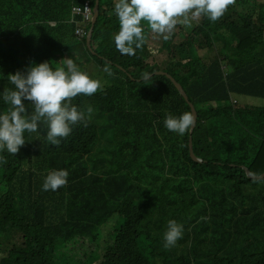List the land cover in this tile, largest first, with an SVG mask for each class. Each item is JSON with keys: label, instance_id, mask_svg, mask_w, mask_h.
<instances>
[{"label": "trees", "instance_id": "16d2710c", "mask_svg": "<svg viewBox=\"0 0 264 264\" xmlns=\"http://www.w3.org/2000/svg\"><path fill=\"white\" fill-rule=\"evenodd\" d=\"M87 3L96 0H0V93L14 88L8 74L43 62L55 69L65 58L103 86L73 98L88 124L58 146L41 122L25 131L16 155L0 150V264H264V110L234 101L264 99L258 3L236 20L227 9L214 23H178L168 40L141 21L145 40L135 55L116 48L113 2L99 12L88 48L92 23L72 14ZM156 72L171 75L194 104L192 134L164 127L166 114L191 108L167 77L143 78ZM9 107L0 96V114ZM190 136L202 163L191 158ZM54 169L68 171L67 185L44 191ZM169 220L184 231L165 248Z\"/></svg>", "mask_w": 264, "mask_h": 264}, {"label": "clouds", "instance_id": "9594fccd", "mask_svg": "<svg viewBox=\"0 0 264 264\" xmlns=\"http://www.w3.org/2000/svg\"><path fill=\"white\" fill-rule=\"evenodd\" d=\"M239 1L242 0H115L114 12L119 20V31L113 35V40L121 54L135 55V50L145 40L141 21L147 22L151 32L168 40L178 23L190 26L192 20L202 16L214 23L227 9L240 12L228 8ZM61 62L66 65V71L64 67L53 69L49 62H43L30 65L23 72L18 70L15 74H8V81L14 88L5 87L0 93L5 104L10 106L0 114V150L6 149L16 155L26 143L25 131L36 132L41 122L47 126V140L56 146L71 134L74 126L82 123L87 127L85 112L78 110L72 100L80 94L91 96L103 90V86L99 80L81 71L71 58ZM105 71L111 75L109 69ZM143 78L149 79V75L143 74ZM25 100L33 106L31 114L26 115ZM86 111L91 114L93 109L89 106ZM194 121L192 112H184L178 117L166 114L163 123L170 132L184 135ZM0 163L7 161L0 157ZM68 175L65 169L50 171L44 178L42 189L56 191L66 186ZM183 231V225L169 220L163 235L164 247H174L182 238Z\"/></svg>", "mask_w": 264, "mask_h": 264}, {"label": "rangeland", "instance_id": "374dc122", "mask_svg": "<svg viewBox=\"0 0 264 264\" xmlns=\"http://www.w3.org/2000/svg\"><path fill=\"white\" fill-rule=\"evenodd\" d=\"M112 2L115 3V0H102V5L104 8H107L108 6L111 5ZM243 2H244V4H243L244 7L240 6V7L235 8L236 7L235 4L230 5V7L235 8L236 10L240 11V14L242 15V14H244V12H243L244 8L247 11H250L254 6V2H256V3H258V7H257L258 20H260L261 14L264 12V0H243ZM101 14H104V9L101 10ZM108 15H109L108 17L104 16L103 20L106 23L108 22V24L110 25L111 24V18L114 17V14L112 12H108ZM262 16L264 18V13L262 14ZM233 18H234L233 20L237 19L236 14L233 15ZM197 20L198 19L192 20L191 24L194 23V25H195ZM183 26L187 27L186 25H183ZM145 28L146 29L148 28L147 22L145 24ZM170 35H172L173 37L176 36V28L174 29V31ZM154 43H156V42L154 41ZM218 45H219V47H223V44H221V43H219ZM210 53H212L211 50L208 51L207 54L205 55L206 59L208 61H210L208 59ZM217 55L218 54L216 52V56ZM210 56H213V55H210ZM95 62H97V61H95ZM61 64H62L61 62L56 63V65L59 67L61 66ZM86 67L88 70L94 71L93 66L86 64ZM236 100L238 101L237 107L240 108L241 110L250 111V112L255 113V114H259L264 110V99L251 97V96H236Z\"/></svg>", "mask_w": 264, "mask_h": 264}, {"label": "water", "instance_id": "95a60500", "mask_svg": "<svg viewBox=\"0 0 264 264\" xmlns=\"http://www.w3.org/2000/svg\"><path fill=\"white\" fill-rule=\"evenodd\" d=\"M98 15H99V0H96L95 7L93 8L92 26H91V29H90L88 35H87V45H88V48H91V38H92V35H93L94 24H95V22H96V20H97V18H98ZM156 76H157V77H159V76L167 77L169 80H171V81L174 83V85H175L176 89L178 90V92L181 94V96H183L184 99L188 102V104H189V106H190V108H191V112H192V113L194 114V116H195L194 124H193V125L191 126V128H190V133L192 134L193 131H194V129H195V126H196V122H197V113H198L197 110H196V108H195V106H194V104L191 103V102L189 101V97H188V95L185 93V91H184V89L182 88V86H181L180 84H178V83L174 80V78H173L171 75H169V74H167V73H164V72H156V73L152 74V75L149 77V79H151V78H153V77H156ZM189 148H190V155H191L192 160H193L194 162H196V163H202V161L199 160L198 158H196V155L194 154L193 143H192V137H191V136H190ZM243 169L246 171V173H247V175H248V178H250V179H256V177H255L254 175H252V174L249 172L248 169H246V168H243ZM258 178H259L260 180H263V179H264V174H263L262 176L258 177Z\"/></svg>", "mask_w": 264, "mask_h": 264}, {"label": "built area", "instance_id": "2783aa9c", "mask_svg": "<svg viewBox=\"0 0 264 264\" xmlns=\"http://www.w3.org/2000/svg\"><path fill=\"white\" fill-rule=\"evenodd\" d=\"M76 10L73 14V16L77 17L76 14H81L83 15V20H81L83 25H87L88 23L92 22V17H93V13H92V7L90 3H87L85 5V8L82 10L80 9V7H75ZM86 33L84 28H80L78 31V35L79 36H84ZM88 35V34H87Z\"/></svg>", "mask_w": 264, "mask_h": 264}, {"label": "crops", "instance_id": "0c3cea01", "mask_svg": "<svg viewBox=\"0 0 264 264\" xmlns=\"http://www.w3.org/2000/svg\"><path fill=\"white\" fill-rule=\"evenodd\" d=\"M102 9L106 10L107 8H104V7H103V5H102V0H100V1H99V12H100ZM232 12H233V13H232V16H233V15H235V12H237V11L233 10ZM116 29L118 30V27H117Z\"/></svg>", "mask_w": 264, "mask_h": 264}]
</instances>
